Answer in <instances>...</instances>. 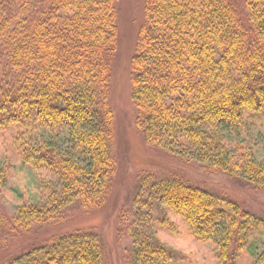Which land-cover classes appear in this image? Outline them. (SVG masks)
<instances>
[{
	"label": "trees",
	"instance_id": "16d2710c",
	"mask_svg": "<svg viewBox=\"0 0 264 264\" xmlns=\"http://www.w3.org/2000/svg\"><path fill=\"white\" fill-rule=\"evenodd\" d=\"M119 0H0V131L15 132L23 165L46 171L42 195L8 219L0 210V255L11 236L63 218L74 203L98 204L116 171L112 154V63L118 51ZM145 0L132 59L137 124L150 143L209 171L264 188V158L236 138L264 113V0ZM8 165L0 166V187ZM149 175L142 185L150 184ZM151 183L190 233L217 247L218 264H264V248H244L246 213L208 190L171 177ZM142 186V187H143ZM255 225L264 227V219ZM132 264H173L163 242L132 230ZM105 243L74 230L5 264H105ZM244 250V251H243ZM8 255V253H7Z\"/></svg>",
	"mask_w": 264,
	"mask_h": 264
},
{
	"label": "rangeland",
	"instance_id": "374dc122",
	"mask_svg": "<svg viewBox=\"0 0 264 264\" xmlns=\"http://www.w3.org/2000/svg\"><path fill=\"white\" fill-rule=\"evenodd\" d=\"M232 1L245 19V0ZM117 11L118 51L112 63L110 96L114 112L112 154L116 159L112 186L96 205L83 207L77 202L66 208L61 219L34 223L29 230L12 236L5 231L2 247H9L8 255H0V264H5L16 254L47 244L50 239L77 229L94 231L101 236L105 243V264H132V230L138 236L163 242L175 250L177 257L173 264H218L215 244L202 242L190 233L183 218L173 213L151 191L153 180L142 185L149 175L154 181L171 177L184 179L212 192L222 201L226 200L221 206L227 210H231L232 204L236 203L241 210L248 212L242 223L245 235L243 249L249 247L261 253L264 227L255 225L254 221L264 219V188H255L221 170L209 171L203 163L179 156L164 145L150 143L138 127V110L132 97V59L136 54L139 30L146 19L145 0H119ZM14 137V131H0V166L11 168L7 185L0 187V210L8 219L18 214V208L23 203L29 204L39 198L42 182L51 178L46 171L23 165ZM236 138L249 143L255 156L263 159L264 113L252 117ZM4 256L7 258L5 261ZM243 257L244 264H252L246 252H243Z\"/></svg>",
	"mask_w": 264,
	"mask_h": 264
}]
</instances>
